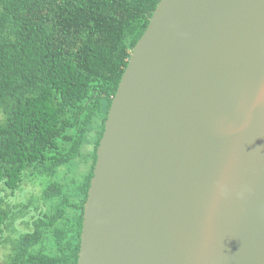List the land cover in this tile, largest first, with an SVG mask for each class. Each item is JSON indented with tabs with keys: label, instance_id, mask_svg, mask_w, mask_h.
I'll return each instance as SVG.
<instances>
[{
	"label": "water",
	"instance_id": "1",
	"mask_svg": "<svg viewBox=\"0 0 264 264\" xmlns=\"http://www.w3.org/2000/svg\"><path fill=\"white\" fill-rule=\"evenodd\" d=\"M77 264H264V0H160L96 150Z\"/></svg>",
	"mask_w": 264,
	"mask_h": 264
},
{
	"label": "trees",
	"instance_id": "2",
	"mask_svg": "<svg viewBox=\"0 0 264 264\" xmlns=\"http://www.w3.org/2000/svg\"><path fill=\"white\" fill-rule=\"evenodd\" d=\"M159 1L0 0L1 264H77L107 113ZM25 182L43 207L9 201Z\"/></svg>",
	"mask_w": 264,
	"mask_h": 264
},
{
	"label": "rangeland",
	"instance_id": "3",
	"mask_svg": "<svg viewBox=\"0 0 264 264\" xmlns=\"http://www.w3.org/2000/svg\"><path fill=\"white\" fill-rule=\"evenodd\" d=\"M88 151L91 150V145L87 148ZM85 167L80 166L79 169H77L78 174L85 172ZM41 189L42 186L39 184V182H25L22 188L16 192L15 196L9 197V201L13 204H19L21 202L26 201H33L34 206H41L43 207L42 201L40 200L41 195ZM3 195V194H2ZM14 228L16 232L11 234H6L5 237H10L11 239L15 238L17 231H23L26 230V225L22 224L21 222H17L14 224ZM10 246L8 243H6L4 240L0 241V264L3 263L6 260V257L9 253Z\"/></svg>",
	"mask_w": 264,
	"mask_h": 264
}]
</instances>
